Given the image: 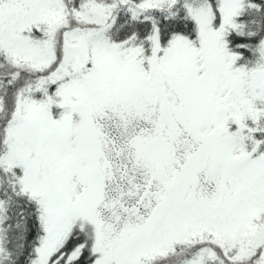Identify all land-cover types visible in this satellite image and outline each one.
I'll return each mask as SVG.
<instances>
[{
  "label": "snow or ice",
  "instance_id": "6c2138e0",
  "mask_svg": "<svg viewBox=\"0 0 264 264\" xmlns=\"http://www.w3.org/2000/svg\"><path fill=\"white\" fill-rule=\"evenodd\" d=\"M0 264H264V0H0Z\"/></svg>",
  "mask_w": 264,
  "mask_h": 264
}]
</instances>
